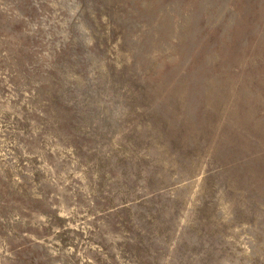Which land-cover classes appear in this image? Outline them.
<instances>
[{
	"label": "rangeland",
	"instance_id": "obj_1",
	"mask_svg": "<svg viewBox=\"0 0 264 264\" xmlns=\"http://www.w3.org/2000/svg\"><path fill=\"white\" fill-rule=\"evenodd\" d=\"M0 264H264V0H0Z\"/></svg>",
	"mask_w": 264,
	"mask_h": 264
}]
</instances>
